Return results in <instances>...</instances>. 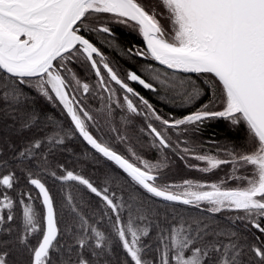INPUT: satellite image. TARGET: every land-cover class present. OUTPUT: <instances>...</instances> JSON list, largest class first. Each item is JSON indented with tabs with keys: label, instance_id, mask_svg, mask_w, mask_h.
<instances>
[{
	"label": "snow or ice",
	"instance_id": "1",
	"mask_svg": "<svg viewBox=\"0 0 264 264\" xmlns=\"http://www.w3.org/2000/svg\"><path fill=\"white\" fill-rule=\"evenodd\" d=\"M114 25L142 37L125 55L162 66H144L151 80L121 76L92 40L119 48ZM131 83L195 111L165 117ZM213 120L244 145L204 152L192 137ZM76 134L115 166L102 185L53 167ZM173 157L231 171L177 183ZM0 264H264V0H0Z\"/></svg>",
	"mask_w": 264,
	"mask_h": 264
},
{
	"label": "trees",
	"instance_id": "2",
	"mask_svg": "<svg viewBox=\"0 0 264 264\" xmlns=\"http://www.w3.org/2000/svg\"><path fill=\"white\" fill-rule=\"evenodd\" d=\"M115 28H117L115 31L119 40L120 47L114 48L113 52L110 53V57L112 58L116 66L120 69V71H124L126 67H133V58L125 55L123 50H126L129 46H132L133 43H136V40L135 37L130 33H126L121 30L120 28L122 27H120L119 25H116ZM80 74L82 76L94 75L89 72H84L83 70H81ZM178 75L185 74L181 73ZM188 75L192 76L194 79L196 78L195 74ZM200 82H203V77L200 78ZM206 101L207 97L204 98L203 102ZM150 102H152L157 111L165 117H168L169 114L180 117L185 114L186 111H195V107H188L187 109H185L178 104H173L171 101H166L163 95L158 96L156 94V96H153ZM37 106L40 107L47 115L54 117L58 121H62L65 126L70 125V119L67 118L66 114H64L60 110V108L55 106L53 103L40 99L37 102ZM196 107H199V104H197ZM142 121L143 117L134 118L133 122L137 131L139 130V128L144 126L142 124ZM182 139L184 138L182 137ZM192 139L196 142L197 145L202 147L204 152L216 155V145L213 144L212 141H216L221 145H235L237 148H240L245 143L246 130L243 127L239 129L233 128L228 124V122L224 120H213L206 122L205 125L202 126V131L195 134ZM150 140L151 138L148 137L144 140V143H148L150 142ZM16 143L19 146L21 140L17 139ZM64 149L66 150L56 151V154L52 159L53 167H55L58 163L64 164L69 170H73L76 173L84 175L86 178L92 180L97 185H102L105 179V174L115 169L114 165H111L110 162L106 163L102 157L100 158V163H94L93 156L97 155L94 152L89 151L87 157H85V153L89 150V146H87L86 143L82 141V138H80L78 134L74 135L72 139L66 140ZM137 150L144 158L150 159L153 163L156 162L157 151L155 149L138 148ZM224 155V153H221L222 158L224 157ZM173 160L175 162L173 163L168 176L171 181H175L177 183L182 182L183 179H192L194 181L200 182H219L225 177L227 173L231 171L230 165H224L220 169L205 174L188 169L184 166V163L182 161H179L175 157H173ZM201 166L205 165L201 163ZM236 184V181H228V186L230 187H234L236 186ZM47 186L51 187L53 193L58 195L59 183L53 185L52 180L49 177L47 178ZM112 187L115 190V182H113ZM12 195L15 196V193H12ZM252 232L257 236L261 235L258 232H255L254 229L252 230Z\"/></svg>",
	"mask_w": 264,
	"mask_h": 264
},
{
	"label": "flooded vegetation",
	"instance_id": "3",
	"mask_svg": "<svg viewBox=\"0 0 264 264\" xmlns=\"http://www.w3.org/2000/svg\"><path fill=\"white\" fill-rule=\"evenodd\" d=\"M113 27H114V30L117 29V28H115L116 25H114ZM120 27H122V26H120ZM120 29L126 33H130L132 36L135 37L136 43H133L132 46L134 45L136 47H141V48L143 47V40L137 32L129 30L128 28H125V27H122ZM91 37L93 38L92 40L97 44V46H99L101 48V50L104 52V54L108 57V59L112 63V66L121 74V76H123L127 70H133V71H137L138 74L142 75L143 78H146L147 80H151L150 74L147 71H144V66L147 63H152L154 67H161L162 68V66H159L154 61H150V60L145 61L144 59H141V58L132 57L133 58V60H132L133 61V63H132L133 67H126L124 69V71H120V69L116 66V64L114 63V61L110 57V53L113 52L114 48H109L106 44H104L102 42L101 38L99 36H97L96 34H92ZM153 83H155V82H153ZM131 86L134 87L137 92H139L142 96L149 99L150 101L152 100L153 96H156L155 93H152L147 89H144L142 86H140L136 83H131Z\"/></svg>",
	"mask_w": 264,
	"mask_h": 264
},
{
	"label": "water",
	"instance_id": "4",
	"mask_svg": "<svg viewBox=\"0 0 264 264\" xmlns=\"http://www.w3.org/2000/svg\"><path fill=\"white\" fill-rule=\"evenodd\" d=\"M142 38V37H141Z\"/></svg>",
	"mask_w": 264,
	"mask_h": 264
}]
</instances>
